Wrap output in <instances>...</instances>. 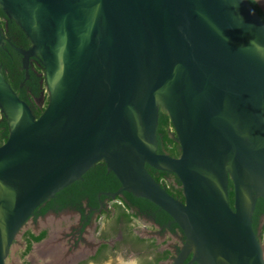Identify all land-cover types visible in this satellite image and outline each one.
Returning <instances> with one entry per match:
<instances>
[{
	"label": "water",
	"instance_id": "obj_1",
	"mask_svg": "<svg viewBox=\"0 0 264 264\" xmlns=\"http://www.w3.org/2000/svg\"><path fill=\"white\" fill-rule=\"evenodd\" d=\"M264 12V0H257ZM37 55L35 117L4 79L0 264L34 210L96 162L166 212L187 264H264L251 227L264 199V21L248 0H0ZM4 37L0 27V48ZM179 155L157 152L158 112ZM173 173L183 202L145 168ZM232 183V206L228 181Z\"/></svg>",
	"mask_w": 264,
	"mask_h": 264
},
{
	"label": "flooded vegetation",
	"instance_id": "obj_2",
	"mask_svg": "<svg viewBox=\"0 0 264 264\" xmlns=\"http://www.w3.org/2000/svg\"><path fill=\"white\" fill-rule=\"evenodd\" d=\"M253 1L261 9L257 0ZM28 69L37 71L38 85H42L43 89L34 97V106L42 108L43 95H47V89L43 66L37 55L28 58ZM90 169L34 210L19 235L20 257L26 246L23 234L28 231L37 235L43 231L44 237L38 242H32L30 249L42 242V264H100L108 260V264H174L181 257L185 238L171 217L141 197L129 201L131 208H125L120 197H125L127 192L112 195L118 188L95 191L90 183ZM168 173V180L178 191V196L173 197L183 202L178 179L173 173ZM229 182L228 197L230 189L232 191V183L229 187ZM164 186L169 189L168 184ZM169 191L177 193L172 189ZM229 204L232 206V200H229ZM126 213L130 216H126ZM56 218L61 221L55 224ZM59 224L63 226L59 227ZM251 227L260 243L264 259V199L261 197H257L254 202ZM191 256V252L183 255L179 264H187Z\"/></svg>",
	"mask_w": 264,
	"mask_h": 264
},
{
	"label": "trees",
	"instance_id": "obj_3",
	"mask_svg": "<svg viewBox=\"0 0 264 264\" xmlns=\"http://www.w3.org/2000/svg\"><path fill=\"white\" fill-rule=\"evenodd\" d=\"M248 2L264 21V13L257 4L253 0H248ZM0 27L2 36L4 37V48H0V66L2 75L10 87L16 92L18 97L28 104L34 116L37 117L47 103V95H43L44 106L42 108H36L34 106V97L43 89L42 85L40 87L38 85L39 77H36L37 71L28 69V78H25V71L21 65V55L12 47V45H14L26 49L29 46V41L22 30L11 19L7 18L1 9ZM7 134L8 127L0 113V144L5 141ZM155 136L158 145L157 152H165L171 157H177L179 155V152L177 151L178 143L174 140L173 136V127L168 116L163 111L158 112ZM145 168L150 176L158 184L164 187L167 193L174 197L178 196V191L175 189L173 183L167 178L169 176L167 171L156 170L148 165H145ZM89 173L91 175L90 183L95 191L99 189L115 190L120 186L114 174L106 170L102 161L96 162L89 170ZM164 184H168L169 189H166ZM229 187H231L230 182ZM171 189L175 190L177 195L171 193L169 191ZM120 199L124 201L125 208H131V203L129 201L141 198H136V196L127 192L125 193V197H120ZM126 199L128 201H126ZM229 200L230 202L232 200L231 189L229 191ZM126 216L130 215L126 213ZM23 237L26 240V246L21 252L22 258L30 251L32 242H38L44 237V232L42 231L37 235H32L27 231L23 234Z\"/></svg>",
	"mask_w": 264,
	"mask_h": 264
},
{
	"label": "rangeland",
	"instance_id": "obj_4",
	"mask_svg": "<svg viewBox=\"0 0 264 264\" xmlns=\"http://www.w3.org/2000/svg\"><path fill=\"white\" fill-rule=\"evenodd\" d=\"M58 221L60 222L61 220L59 218H56L54 223L56 224V223H58ZM58 226L62 227L63 224H61V225L59 224ZM25 227H26V224H25ZM41 248H42V242L38 245H35L26 257L25 256L23 258L20 257L19 252L21 249V245L19 243V236H18L13 241V243L10 247L9 253H8L6 260H5L6 264H28V263L29 264H42ZM24 259L26 262L24 261ZM126 259H128V258L126 257ZM108 263H109V260L102 262L100 264H108Z\"/></svg>",
	"mask_w": 264,
	"mask_h": 264
},
{
	"label": "bare ground",
	"instance_id": "obj_5",
	"mask_svg": "<svg viewBox=\"0 0 264 264\" xmlns=\"http://www.w3.org/2000/svg\"><path fill=\"white\" fill-rule=\"evenodd\" d=\"M45 247V246H44ZM46 248V247H45Z\"/></svg>",
	"mask_w": 264,
	"mask_h": 264
}]
</instances>
